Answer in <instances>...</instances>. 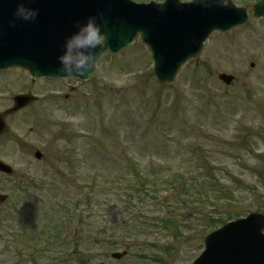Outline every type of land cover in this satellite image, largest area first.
<instances>
[{
  "label": "rangeland",
  "instance_id": "rangeland-1",
  "mask_svg": "<svg viewBox=\"0 0 264 264\" xmlns=\"http://www.w3.org/2000/svg\"><path fill=\"white\" fill-rule=\"evenodd\" d=\"M232 2L250 8L255 0ZM248 14L246 27L212 34L198 65L186 64L169 87L156 83L137 41L104 55L90 81L0 72V113L14 96L37 99L4 118L0 161L14 173L0 176L8 197L0 264H190L202 235L220 224L208 225L214 214H264V20ZM222 73L233 84L218 80ZM32 178L40 188L28 185ZM163 178L177 188L161 190ZM154 192L159 201L150 206ZM78 203L93 215L51 239ZM166 220L176 221V236ZM122 222L143 235L136 245L109 244ZM123 250V260L111 259Z\"/></svg>",
  "mask_w": 264,
  "mask_h": 264
},
{
  "label": "water",
  "instance_id": "water-1",
  "mask_svg": "<svg viewBox=\"0 0 264 264\" xmlns=\"http://www.w3.org/2000/svg\"><path fill=\"white\" fill-rule=\"evenodd\" d=\"M21 2L39 10L34 21L25 22L13 16ZM159 7L135 5L129 0H0V71L19 67L34 80L40 77L91 80L94 71L85 77L61 74L57 58L63 52L65 39L77 30V22L96 16L108 35L109 50L102 55L117 54L137 39L151 52L157 82L169 86L190 59L199 62L203 42L211 33H226L247 22L246 9L236 8L230 0L187 4L168 0L163 12ZM253 14L264 17V0L256 2ZM11 20H15V27L9 25ZM218 80L226 85L233 82L231 76L223 73ZM13 100L14 106L6 114L20 110L34 99L20 95ZM4 129L0 115V134ZM35 157L39 159L40 154ZM2 172L9 175L11 169L0 163ZM5 199L0 197V203ZM263 225V216L251 214L247 220L231 222L208 234L204 238L205 251L194 264H264ZM113 256L122 258L118 254Z\"/></svg>",
  "mask_w": 264,
  "mask_h": 264
},
{
  "label": "clouds",
  "instance_id": "clouds-1",
  "mask_svg": "<svg viewBox=\"0 0 264 264\" xmlns=\"http://www.w3.org/2000/svg\"><path fill=\"white\" fill-rule=\"evenodd\" d=\"M193 3H201L203 0H191ZM180 3V0H179ZM167 0H162L160 11L165 10ZM39 15V10L28 7L25 3H18L13 16L25 22L34 21ZM103 20V15L100 16ZM11 27H15V20L9 21ZM77 30L65 39L63 52L58 56L60 67L58 71L67 76L85 77L93 72L99 57L107 46L108 35L102 31L97 23L96 16H90L86 22H77Z\"/></svg>",
  "mask_w": 264,
  "mask_h": 264
},
{
  "label": "trees",
  "instance_id": "trees-1",
  "mask_svg": "<svg viewBox=\"0 0 264 264\" xmlns=\"http://www.w3.org/2000/svg\"><path fill=\"white\" fill-rule=\"evenodd\" d=\"M160 181H161V179H160ZM166 183V182H165ZM175 184V183H174ZM174 184H172L171 182H168V185L169 186H172V185H174ZM186 184V183H185ZM185 184H184V186H185ZM28 185L29 186H31V188H40V186H38L39 184L37 183V181L35 180V179H30L29 181H28ZM151 193V192H150ZM155 193L156 192H154V194L153 195H155ZM152 195V196H153ZM84 201H87V202H89V200H87V199H83ZM76 204H77V202H76ZM81 220V219H80ZM79 220V221H80ZM3 222V220H1V218H0V223H2ZM209 223H212V221L210 220L209 221ZM167 225V226H170V229H171V231L170 232H172V236H176L177 235V223H176V221H174V220H166L164 223H163V225ZM126 232H130V233H128L129 235H131V236H133V235H136L135 233H134V228H131L130 226H128V227H126L125 228V233ZM127 234V233H126ZM76 259H77V263L78 264H84L85 262H84V260H83V258H78V257H76Z\"/></svg>",
  "mask_w": 264,
  "mask_h": 264
},
{
  "label": "flooded vegetation",
  "instance_id": "flooded-vegetation-1",
  "mask_svg": "<svg viewBox=\"0 0 264 264\" xmlns=\"http://www.w3.org/2000/svg\"><path fill=\"white\" fill-rule=\"evenodd\" d=\"M153 1H157V2H160V1H162V0H153Z\"/></svg>",
  "mask_w": 264,
  "mask_h": 264
}]
</instances>
